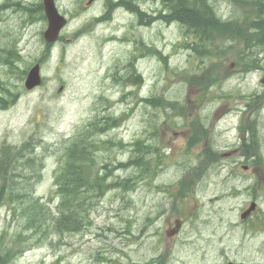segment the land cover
Instances as JSON below:
<instances>
[{
  "label": "rangeland",
  "instance_id": "obj_1",
  "mask_svg": "<svg viewBox=\"0 0 264 264\" xmlns=\"http://www.w3.org/2000/svg\"><path fill=\"white\" fill-rule=\"evenodd\" d=\"M55 1L69 22L50 46L42 0H0V243L29 249L14 264H156L164 253L167 264H221L223 249L264 264V34L250 29L264 0H211L239 21V34L198 45L211 55L188 47L199 41L181 23L154 20L174 13L161 0ZM129 4L140 16L126 12ZM176 10L201 28L209 24L199 8L192 11L200 20L188 6ZM105 14L110 21L92 22ZM35 64L43 82L28 89ZM135 71L145 78L141 87L124 82ZM109 116L122 123L107 131ZM89 124V165L112 187L87 200L76 234L24 230L17 216L25 217L27 204L30 218L53 220L54 170L70 137ZM209 155L215 159L205 164ZM183 180L191 188L176 199ZM252 201L258 209L242 220ZM178 218L180 233L167 236Z\"/></svg>",
  "mask_w": 264,
  "mask_h": 264
},
{
  "label": "trees",
  "instance_id": "obj_2",
  "mask_svg": "<svg viewBox=\"0 0 264 264\" xmlns=\"http://www.w3.org/2000/svg\"><path fill=\"white\" fill-rule=\"evenodd\" d=\"M183 6L184 5L181 7ZM178 13L180 14V12ZM187 13L193 19H201L196 17L195 13H197V11L193 12L189 10ZM206 14L203 15L204 19ZM181 15L185 16L184 14ZM208 18L210 21H215L210 9L208 10ZM186 21L191 26L189 30L198 31L196 28H201L189 20ZM261 24L264 26V20L261 21ZM212 26V23H209L202 29H214L215 27ZM255 26L260 27L259 24H255ZM105 119L107 120V124H111V127H115L120 123V121L113 116L106 117ZM89 125L88 130L93 126L92 124ZM84 133L85 131L75 134L72 138L71 144L67 147L64 157L60 162V171L58 174L57 172L55 174L57 175L55 180V194L58 195L59 200H61L60 222L65 227L75 231H80L83 228V212H86L88 209L87 200L91 198H100L112 187L106 184L107 177H105V175L101 176L99 173H95L92 169L93 167L89 165L90 161H92L93 145L88 141V136H84ZM145 173L147 174V172ZM92 193L94 194L92 195ZM20 196L21 195L18 197ZM1 197L0 194V198Z\"/></svg>",
  "mask_w": 264,
  "mask_h": 264
},
{
  "label": "water",
  "instance_id": "obj_3",
  "mask_svg": "<svg viewBox=\"0 0 264 264\" xmlns=\"http://www.w3.org/2000/svg\"><path fill=\"white\" fill-rule=\"evenodd\" d=\"M45 12L49 19V27L45 32V38L50 41L54 42L59 38V34L63 26L67 23V19L61 15L55 5L54 0H43ZM128 81L141 85L142 84V76L141 75H131L128 78ZM264 82V79L262 80ZM41 83V76H40V67L36 65L34 68L31 69L28 78L26 80V86L28 88H33L34 86Z\"/></svg>",
  "mask_w": 264,
  "mask_h": 264
},
{
  "label": "bare ground",
  "instance_id": "obj_4",
  "mask_svg": "<svg viewBox=\"0 0 264 264\" xmlns=\"http://www.w3.org/2000/svg\"><path fill=\"white\" fill-rule=\"evenodd\" d=\"M7 106V105H6Z\"/></svg>",
  "mask_w": 264,
  "mask_h": 264
}]
</instances>
